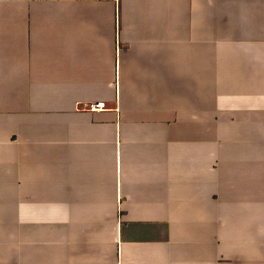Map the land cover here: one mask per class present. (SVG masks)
I'll return each mask as SVG.
<instances>
[{
    "label": "crops",
    "instance_id": "obj_1",
    "mask_svg": "<svg viewBox=\"0 0 264 264\" xmlns=\"http://www.w3.org/2000/svg\"><path fill=\"white\" fill-rule=\"evenodd\" d=\"M0 264H264V0H0Z\"/></svg>",
    "mask_w": 264,
    "mask_h": 264
}]
</instances>
